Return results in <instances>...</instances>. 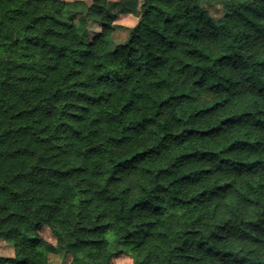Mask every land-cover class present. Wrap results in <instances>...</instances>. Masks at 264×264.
<instances>
[{
	"label": "trees",
	"instance_id": "1",
	"mask_svg": "<svg viewBox=\"0 0 264 264\" xmlns=\"http://www.w3.org/2000/svg\"><path fill=\"white\" fill-rule=\"evenodd\" d=\"M0 239L264 264V0H0Z\"/></svg>",
	"mask_w": 264,
	"mask_h": 264
},
{
	"label": "rangeland",
	"instance_id": "2",
	"mask_svg": "<svg viewBox=\"0 0 264 264\" xmlns=\"http://www.w3.org/2000/svg\"><path fill=\"white\" fill-rule=\"evenodd\" d=\"M66 1H75V0H66ZM79 2H83L87 5L91 4L93 0H78ZM116 1V0H113ZM210 12L214 16H219L221 12L220 5L213 6L210 8ZM137 17L132 14H120L116 23L123 25V26H132L136 23ZM100 29V26L97 22L91 20L88 24V30L91 35L95 34ZM127 31L124 29H120L115 32L114 38L116 41H122L125 39ZM41 235L50 242L55 243V238L53 237L49 228L45 227L41 231ZM14 254V246L3 240L0 239V256H11ZM49 264H70L71 257L63 256L60 254H49L48 257ZM111 264H132L131 256L128 253H123L117 257H114Z\"/></svg>",
	"mask_w": 264,
	"mask_h": 264
}]
</instances>
